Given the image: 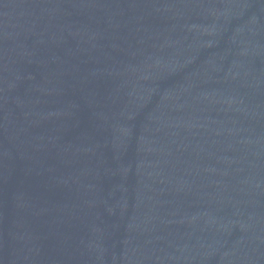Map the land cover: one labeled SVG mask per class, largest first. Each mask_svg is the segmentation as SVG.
<instances>
[{
    "label": "water",
    "instance_id": "obj_1",
    "mask_svg": "<svg viewBox=\"0 0 264 264\" xmlns=\"http://www.w3.org/2000/svg\"><path fill=\"white\" fill-rule=\"evenodd\" d=\"M0 264H264V0H0Z\"/></svg>",
    "mask_w": 264,
    "mask_h": 264
}]
</instances>
